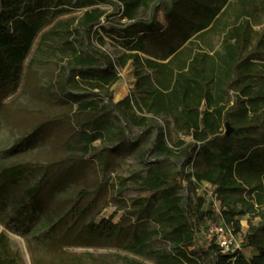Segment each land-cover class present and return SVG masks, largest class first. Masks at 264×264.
<instances>
[{
    "label": "trees",
    "instance_id": "trees-1",
    "mask_svg": "<svg viewBox=\"0 0 264 264\" xmlns=\"http://www.w3.org/2000/svg\"><path fill=\"white\" fill-rule=\"evenodd\" d=\"M116 1L121 18L131 25L110 26L100 8L108 0H0V92L18 90L36 47L44 58L59 60L65 91H90L99 100H109L104 110L138 129H152L162 119L177 134L190 136L192 146L178 140L176 148L183 155L193 148L194 171L188 175L152 167L145 176L122 180L123 190L132 184L149 196L124 206L117 223L101 217L105 206L93 197L90 183L84 184L59 220L62 239H94L129 254L62 248L35 264H148L139 258L155 264H264V0H171L160 4L165 25L155 16L139 19L141 9L156 0ZM99 30L123 42L126 51L117 60L91 47L94 39L107 44ZM128 66L133 87L113 103L109 90ZM97 104H81L77 114L82 113L85 127L91 119L85 113ZM226 123L234 127L230 136L224 133ZM119 130L116 138L122 141L125 130ZM102 135V130L86 131L79 146L89 154ZM156 151L159 157L175 155L163 138ZM28 171L2 168L0 190L17 185ZM58 179L51 175L29 187L24 200L38 212ZM184 180L213 186L219 213L201 197L186 201L180 193ZM242 217H249L247 232ZM218 221L255 250L252 257L242 249L224 252L213 241L201 242L200 231L207 232ZM0 264H19L1 230Z\"/></svg>",
    "mask_w": 264,
    "mask_h": 264
},
{
    "label": "rangeland",
    "instance_id": "rangeland-1",
    "mask_svg": "<svg viewBox=\"0 0 264 264\" xmlns=\"http://www.w3.org/2000/svg\"><path fill=\"white\" fill-rule=\"evenodd\" d=\"M170 1L156 0L149 9H141L139 19L148 20L155 16L165 25L160 4ZM100 8L107 13L111 27L131 25L130 21L121 18L120 5L116 0H108ZM83 11L74 15L80 16ZM102 22L105 24L106 20ZM99 32L107 44L101 46L94 39L91 47L101 49L112 60H117L126 51L123 42L108 37L102 30ZM58 64L56 57L44 58L34 47L18 90L9 95L0 92V170L13 166L30 169L17 185L0 190V230L8 236L11 250L18 254L19 264H35L36 260L45 262L62 248L78 253L128 255V252L111 248L94 239L84 237L74 243L62 239L58 223L60 218L68 214L77 189L90 183L93 197L99 198L102 207L105 206L101 217L113 218L117 223L124 214V206L149 196V192H141L132 184L123 190L119 184L122 180L130 179L131 176H145L149 168L161 166L189 175L195 166L191 159L193 148L185 155L176 148L178 140L192 146L190 136L177 134L172 124L162 119L154 122L152 129H138L121 121L108 108L104 110L110 105L109 100H99L90 91H65L60 87ZM130 67L121 70V79L109 90L113 103L128 96L133 87ZM95 100L98 101L96 108L85 113L91 117L90 124L85 127L84 119H80L82 113L77 112L81 104ZM120 128L125 130V139L122 141L116 138ZM97 130H102L103 135L92 144L87 154L79 146L83 134L86 131L93 134ZM162 138L174 150V156H158L156 147ZM51 175L59 179L49 190L44 207L36 212L29 206L30 201L24 200L23 194L26 189L42 183ZM180 193L189 202L201 197L207 202L208 208L217 214L220 211L215 189L207 183L195 186L191 181L184 180ZM248 219L241 218L245 232L248 230ZM199 238L203 244H208L205 230L200 231ZM236 238L243 253L250 258L252 249L242 243L240 235H236ZM139 259L155 264L150 258Z\"/></svg>",
    "mask_w": 264,
    "mask_h": 264
},
{
    "label": "built area",
    "instance_id": "built-area-1",
    "mask_svg": "<svg viewBox=\"0 0 264 264\" xmlns=\"http://www.w3.org/2000/svg\"><path fill=\"white\" fill-rule=\"evenodd\" d=\"M210 241H213L224 252H234L241 249L233 230L225 223H212L207 227L206 232Z\"/></svg>",
    "mask_w": 264,
    "mask_h": 264
},
{
    "label": "water",
    "instance_id": "water-1",
    "mask_svg": "<svg viewBox=\"0 0 264 264\" xmlns=\"http://www.w3.org/2000/svg\"><path fill=\"white\" fill-rule=\"evenodd\" d=\"M225 126L227 127V130H226L225 135H226V136H230V135L233 133V131H234V127L232 128V127L229 125V123H226Z\"/></svg>",
    "mask_w": 264,
    "mask_h": 264
},
{
    "label": "crops",
    "instance_id": "crops-1",
    "mask_svg": "<svg viewBox=\"0 0 264 264\" xmlns=\"http://www.w3.org/2000/svg\"><path fill=\"white\" fill-rule=\"evenodd\" d=\"M249 249H252V254H251L252 257V255L255 253V250L253 248H249Z\"/></svg>",
    "mask_w": 264,
    "mask_h": 264
}]
</instances>
